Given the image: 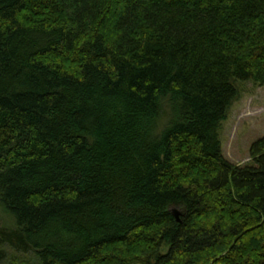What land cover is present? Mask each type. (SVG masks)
<instances>
[{
	"label": "trees",
	"instance_id": "trees-1",
	"mask_svg": "<svg viewBox=\"0 0 264 264\" xmlns=\"http://www.w3.org/2000/svg\"><path fill=\"white\" fill-rule=\"evenodd\" d=\"M264 0H0V264H264ZM177 210L179 222L172 215Z\"/></svg>",
	"mask_w": 264,
	"mask_h": 264
},
{
	"label": "rangeland",
	"instance_id": "rangeland-1",
	"mask_svg": "<svg viewBox=\"0 0 264 264\" xmlns=\"http://www.w3.org/2000/svg\"><path fill=\"white\" fill-rule=\"evenodd\" d=\"M238 97L219 128L223 156L232 164L251 165L249 149L264 138V88L252 83H237ZM16 227L14 217L0 203V228Z\"/></svg>",
	"mask_w": 264,
	"mask_h": 264
},
{
	"label": "water",
	"instance_id": "water-1",
	"mask_svg": "<svg viewBox=\"0 0 264 264\" xmlns=\"http://www.w3.org/2000/svg\"><path fill=\"white\" fill-rule=\"evenodd\" d=\"M171 212H172V215L175 218V220L177 222H179V215H180V213L177 210H175V209H173Z\"/></svg>",
	"mask_w": 264,
	"mask_h": 264
}]
</instances>
